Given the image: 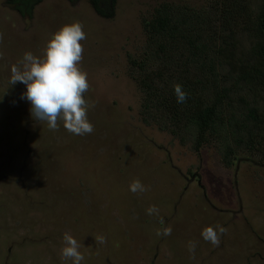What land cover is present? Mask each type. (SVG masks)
Returning <instances> with one entry per match:
<instances>
[{
	"label": "rangeland",
	"instance_id": "1",
	"mask_svg": "<svg viewBox=\"0 0 264 264\" xmlns=\"http://www.w3.org/2000/svg\"><path fill=\"white\" fill-rule=\"evenodd\" d=\"M214 1L114 0L110 14L98 15L83 2L59 7L40 29L0 12V264H72L62 256L65 234L80 244L81 264H264V147L247 151L223 134L196 151L194 129L178 130L141 85L164 69L151 59L143 20L163 4ZM74 22L85 33L78 64L93 131L84 135L60 119L55 130L36 121L21 99L26 86L11 83L25 53L43 59L54 30ZM238 40L251 47L245 35ZM198 75L192 66L185 78L202 89ZM153 84L155 93L161 85ZM230 95L221 106L227 117ZM254 98L264 115V96ZM137 180L145 191L130 190ZM207 227L226 229L219 244L202 237Z\"/></svg>",
	"mask_w": 264,
	"mask_h": 264
},
{
	"label": "trees",
	"instance_id": "2",
	"mask_svg": "<svg viewBox=\"0 0 264 264\" xmlns=\"http://www.w3.org/2000/svg\"><path fill=\"white\" fill-rule=\"evenodd\" d=\"M254 3V10L251 0H215L202 9L163 4L142 22L152 39L151 59L157 57L164 69L155 73L150 84L141 85L152 92L157 110H166L178 130L194 129L196 151L211 137L219 139L223 134L247 151L264 147V115L254 98L264 96V0ZM242 35L250 40V48H238ZM192 66L202 89H195L185 78ZM224 69L225 74H217ZM154 82L161 85L155 93ZM177 84L187 93L182 104L176 100ZM235 92L232 115L227 117L222 101ZM231 153L228 147L225 160Z\"/></svg>",
	"mask_w": 264,
	"mask_h": 264
},
{
	"label": "clouds",
	"instance_id": "3",
	"mask_svg": "<svg viewBox=\"0 0 264 264\" xmlns=\"http://www.w3.org/2000/svg\"><path fill=\"white\" fill-rule=\"evenodd\" d=\"M80 22L62 26L48 42L44 58L34 56L31 52L24 55L25 70L12 68L11 83L20 82L26 86L21 99L30 103V115L36 121L47 122L49 129L58 127V119L63 120L64 127L77 135H84L93 131L92 124L87 119L88 105L83 98L89 87L87 73L82 71L78 62L82 59V45L79 41L85 39ZM177 103H184L187 93L182 86H174ZM130 190L145 191L140 181H134ZM149 213L156 211L153 206ZM226 229L218 227L205 228L201 235L212 244H219L218 233ZM170 229H165L164 235H169ZM103 242V237L98 238ZM66 247L62 249V256L71 258L72 264H81L84 259L79 251L80 244L70 235L65 234ZM195 250V243L189 242V251Z\"/></svg>",
	"mask_w": 264,
	"mask_h": 264
},
{
	"label": "flooded vegetation",
	"instance_id": "4",
	"mask_svg": "<svg viewBox=\"0 0 264 264\" xmlns=\"http://www.w3.org/2000/svg\"><path fill=\"white\" fill-rule=\"evenodd\" d=\"M83 2H85L86 6L97 15L110 14L114 7V0H1L0 12L3 16V11H8L7 13L10 14V19L18 20V17H20L26 27H31L32 25L30 23L33 22L35 26L40 29L46 27L48 22L55 18L51 19L53 13L57 16L59 7L64 9L70 5L71 7H82L84 9L85 5ZM20 8L23 9V11H21ZM10 23L8 24L10 25ZM28 31L30 32V30ZM9 33H11V37L14 39L13 32L9 30ZM36 33H39V31ZM54 33H56L55 30ZM0 40L5 42L6 38L0 35Z\"/></svg>",
	"mask_w": 264,
	"mask_h": 264
}]
</instances>
